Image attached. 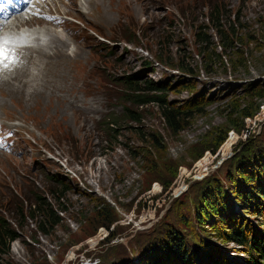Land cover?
<instances>
[{
    "label": "rangeland",
    "instance_id": "obj_1",
    "mask_svg": "<svg viewBox=\"0 0 264 264\" xmlns=\"http://www.w3.org/2000/svg\"><path fill=\"white\" fill-rule=\"evenodd\" d=\"M81 3L76 0L77 10L71 8L73 0L49 3L50 11L45 13L56 17L59 8L67 28L46 20L25 25L80 39L82 43L70 41L66 47L71 56L75 50L80 55L68 59L72 68L63 80L45 94L32 92L22 98L16 95L17 99L8 94L7 85L0 84V134L9 133L0 143V202L10 196L13 206L32 193L52 201L50 189L62 188L63 203L68 207L50 233L39 232L34 222L25 220L23 228L16 230L20 238L10 244L8 260L14 264H90L88 259L94 257L99 260L92 264L137 263L142 252L147 259L162 243L167 247L164 234L185 228L187 220L191 222L189 233L195 238L200 235L217 254L225 256V264H250L252 257L245 248L232 241L223 244L213 238L215 233L208 236L212 241L192 223L196 222L195 206L199 207L201 194L214 174L226 177L232 171L236 175L235 167L252 164L261 153L264 156V100L257 98V94L264 95V0ZM210 7L223 10L229 20L237 22L231 63L227 56L210 59L207 53L218 43L214 29H207ZM68 19H77L78 24ZM203 36L212 43L205 45ZM236 49L247 59L243 66L237 62L240 54L233 53ZM35 54L12 77L22 70L19 80L34 83L45 75ZM177 59L184 60L192 72L175 67ZM124 76H131L138 89L124 85ZM148 81L157 86L163 83V91L147 88ZM15 86L24 85L18 82ZM151 93L188 106V112L196 108L200 112L193 114L187 128L172 135L152 103L139 106L132 101L138 94ZM56 101L63 111L56 110ZM228 103L233 104L232 109ZM236 104L260 109L242 119L231 114ZM132 109L144 110L139 129L145 135H158L164 147L133 157L131 148L139 151L147 145L129 127L134 124L122 121ZM111 122L116 123V132L109 136ZM101 201L109 202L114 210L108 228L102 226L107 220L96 212ZM3 209L0 205V215ZM4 215L15 227L12 218ZM244 221L258 226L259 219L248 216ZM210 222L209 218L204 225L212 230ZM188 247L194 260L201 255L197 247Z\"/></svg>",
    "mask_w": 264,
    "mask_h": 264
},
{
    "label": "trees",
    "instance_id": "obj_2",
    "mask_svg": "<svg viewBox=\"0 0 264 264\" xmlns=\"http://www.w3.org/2000/svg\"><path fill=\"white\" fill-rule=\"evenodd\" d=\"M206 19L208 21L207 29L209 27L214 29L218 39L217 45L207 52L209 58L221 59L222 56H227L229 57L228 62H233L230 58V52L231 49L236 47L232 39H235V41L238 39L236 36L237 22L229 20V17L223 10L215 7H210ZM243 33L245 34L246 32ZM196 36L200 38V34H198L197 30ZM201 41H203L205 45H207L206 43H212L211 39L206 36H203ZM206 47L208 46L204 48ZM217 48H219L218 53L216 52ZM158 51H160V48ZM233 53H235V55L240 54L238 55L237 62L239 66H243L247 60L244 58V52L241 53L236 49ZM155 56L157 61L162 60L159 55L156 54ZM176 61L177 63L174 64L175 67L188 73L192 72V68L189 67L184 60L177 59ZM163 62L165 63L166 61ZM167 64L172 65L171 63ZM205 72H211V70L205 69ZM131 79V76H124L122 82L124 85L128 86L130 90L138 89L137 82ZM163 86V83L157 86V84L152 81L146 82V87L151 90L162 92ZM257 98L264 100V95L257 94ZM132 101L139 106L152 103L153 106L156 107L166 130L172 135H177L187 128L193 114L200 112L199 108L188 112L186 110L188 106H183L178 102H168L163 96L154 93L150 95L138 94ZM227 105L229 109H232L233 104L228 103ZM249 107H251L249 104H236V108L230 111H232L231 114H238L242 119H248L255 115L260 109L258 105H254L252 108ZM143 112L144 110L138 109L127 110L126 117L122 120L124 122H129V124H134L133 127H129L133 128L132 130L139 135L140 140L147 145L146 147H141V150L138 149L139 151H137L136 147L131 148L129 151L134 158H139L142 153L148 150L155 151L164 147L158 135L153 133L145 135L142 133V130L139 129L138 124L141 122ZM109 124L110 126L107 132L109 136H111V134L116 132V123L111 122ZM260 155L263 154H259V158L263 159L264 156L260 157ZM259 158L255 156L253 163L245 167H235V173L238 172L236 175H233L232 171H227L226 177L220 174H214L211 182L205 188L204 193L201 194L199 207L197 204L195 206L194 213L196 215V222L192 223L194 226L198 224L199 230L202 231L203 236L206 235L208 237L215 233L216 236L213 238H217L221 243L225 244L232 241L240 247L245 248L252 257L250 261L251 264H262V261L264 262V232H261L264 225V162L261 163V159ZM233 168L234 167H232V169ZM222 177L225 178V180L222 179ZM61 189L62 188L50 189L52 190V192H50L53 198L52 201L51 198L49 201L42 195L40 196V194L35 193H32V195L28 194L23 201L19 199L13 206L9 203L10 196L7 200L6 198L4 200L1 199L2 202H0V205L4 207V214H8L12 218L11 220L14 221L15 227L6 221L4 214L0 215V264H14L8 260L7 256H10V244L14 240L20 238V234L16 230H21V228H23L25 220L30 219L34 222L36 230L42 233H50L60 224L62 221L60 215H63V213L68 210V207L63 203V190ZM25 201L26 205L24 206L23 203ZM53 208H55V210ZM96 212L98 217L107 220L105 224H102L105 228H108L109 224L114 221V210L109 202H99L96 207ZM248 216L259 219L257 222L258 226L246 223L244 220L248 219ZM209 218L211 220L209 224L212 230L204 225V221H209ZM188 220L190 219L188 218ZM213 221H219L220 223L216 225ZM188 224H191V222L186 220L185 228L179 227L180 230L176 232L169 230L166 235L164 234L163 239L167 247L162 245V243L157 248L158 250L153 249V251H151V258L145 259L142 252V255L138 256L137 263L131 260L129 264H190L192 261L196 264L210 260L217 264H225L226 257L217 254L213 246L202 241L200 235H197V238L193 237L192 233H189L190 228ZM185 236H187L188 240H185ZM209 239L212 240V238ZM188 244L192 247H197L201 253V255L198 254L194 257L195 260L193 259V252L191 248L188 247ZM146 254H149V251H147ZM90 260L96 262L99 258L91 257Z\"/></svg>",
    "mask_w": 264,
    "mask_h": 264
},
{
    "label": "bare ground",
    "instance_id": "obj_3",
    "mask_svg": "<svg viewBox=\"0 0 264 264\" xmlns=\"http://www.w3.org/2000/svg\"><path fill=\"white\" fill-rule=\"evenodd\" d=\"M73 2L75 4H72L71 8L77 10L78 9V5L76 4V0H73ZM81 4L83 6H86V5L89 6V4L84 3V0H82ZM56 11H58V13H61L59 11V8H57ZM77 14L81 18L82 17L87 18V16L84 15V13L78 12ZM30 22L31 23H38V19L33 18L30 21H26V23H30ZM23 23H24V21H23L22 18H16L12 22L11 25H14V24L23 25ZM65 27H67V26H65ZM10 28H12V27L10 26ZM8 34L10 36H12V38L14 40H16L17 38H26V40H28L30 42H33L35 44H38L35 48H32V51L34 53H36L35 54L36 61L38 62L39 65H41L42 69L45 72V75H43L42 77L37 78L34 81V83H32L28 79L19 80L21 75L24 74L22 70L20 72H18V73H15L13 75V77H11L10 79L3 78L2 82L0 84L7 85L9 87L8 94H14L15 95V99H17L16 95H21V98H22L24 96H28L32 92L44 93V92L49 91L52 88V86L58 84L60 82V80L62 78H64V76H66V73L68 71H70V69L72 68V66L69 64L71 62V60L69 61L68 59H71V57L73 59H75L74 56H79L80 55V54L76 53V50L74 51L72 56L70 55V53L66 52V50H67L66 47L68 46V44H71V42L76 44V45H78L79 43H82L80 41V39L78 37H76V36L62 37V36H60L58 34H53L52 32H50L49 29L46 30L45 28H29V27H26L25 29L19 30L18 32H13V31H11V29H9L8 30ZM64 52L66 53V57L64 56L65 55ZM22 55L25 58H29L30 57V52H29V47L28 46L23 50ZM23 65H24V62H22V64L16 65L13 69L18 71V70L22 69ZM0 79H1V76H0ZM18 82H21L24 86L21 87V88H17L15 86V84L18 83ZM27 85L28 86H32L33 89L32 90L27 89L26 88ZM70 85L72 86V84H70ZM21 89H24V93L21 92L22 91ZM16 92H18V93H16ZM73 104H74V107L77 110H79L80 112L83 111V108L79 105L78 102H74L73 101ZM60 106H61L60 102L56 101V110H58V111L62 110L63 111L64 110L63 107H60ZM87 113H88V111H86V114Z\"/></svg>",
    "mask_w": 264,
    "mask_h": 264
},
{
    "label": "snow or ice",
    "instance_id": "obj_4",
    "mask_svg": "<svg viewBox=\"0 0 264 264\" xmlns=\"http://www.w3.org/2000/svg\"><path fill=\"white\" fill-rule=\"evenodd\" d=\"M11 43L10 38L0 36V65L3 67H7L8 63L16 62L13 53L9 49V44Z\"/></svg>",
    "mask_w": 264,
    "mask_h": 264
},
{
    "label": "built area",
    "instance_id": "obj_5",
    "mask_svg": "<svg viewBox=\"0 0 264 264\" xmlns=\"http://www.w3.org/2000/svg\"><path fill=\"white\" fill-rule=\"evenodd\" d=\"M90 259H91V258L88 259V261L90 262V264L94 263V262H92Z\"/></svg>",
    "mask_w": 264,
    "mask_h": 264
}]
</instances>
